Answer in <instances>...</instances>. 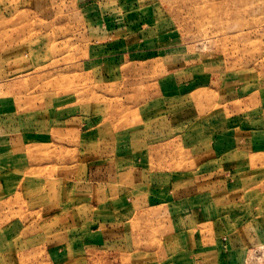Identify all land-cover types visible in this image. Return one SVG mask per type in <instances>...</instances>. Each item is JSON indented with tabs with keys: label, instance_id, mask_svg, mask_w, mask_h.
I'll use <instances>...</instances> for the list:
<instances>
[{
	"label": "rangeland",
	"instance_id": "rangeland-1",
	"mask_svg": "<svg viewBox=\"0 0 264 264\" xmlns=\"http://www.w3.org/2000/svg\"><path fill=\"white\" fill-rule=\"evenodd\" d=\"M170 189L215 195L183 230L217 262L264 264V0H0V264H54L60 229L74 264L174 261Z\"/></svg>",
	"mask_w": 264,
	"mask_h": 264
},
{
	"label": "crops",
	"instance_id": "crops-1",
	"mask_svg": "<svg viewBox=\"0 0 264 264\" xmlns=\"http://www.w3.org/2000/svg\"><path fill=\"white\" fill-rule=\"evenodd\" d=\"M249 139V138H248ZM252 139H249V141H245L244 139H241L240 141H238L239 143L244 142L245 144H249L248 149L246 147L245 144H240V146H231L233 148V154H240V155H246V152H249V150H257L258 146H254L252 144ZM249 142V143H248ZM14 144V142H13ZM19 148V147H17ZM247 149V150H246ZM200 153V152H198ZM194 155V154H193ZM219 155V154H218ZM215 156V155H214ZM216 157V156H215ZM194 162V161H193ZM239 164H241V162H239ZM7 166H11L8 165V162L6 163ZM203 166H206L207 164H202ZM202 166V167H203ZM226 169L229 172L230 170H233L235 168L236 172H238L237 169H243L242 166L238 167H234V165H229L226 163ZM198 167H199V163H198ZM210 179H214L213 177H211ZM93 181L96 182L95 179H93ZM241 181V180H240ZM168 188V187H167ZM192 188V187H191ZM159 191V189H158ZM160 191H162V189H160ZM173 189H170L168 194H164V192L159 193L157 196L153 198H151L150 200L147 199V202H151V201H156L155 199H157L156 203H159L160 206H165V212L166 214H169L173 211L176 212V228L174 229H179L176 230L175 233H181V235H183V233L185 235H187V233H190V239H187L186 241H184L183 243H176L175 245L173 244H168V242L163 243V247H161L163 250H166L163 253V256H165V258L170 259L171 254L174 256L176 253L178 254V252H181V255H179V257L176 254V257H178L176 260L174 261H170V260H166L165 264H181L182 262L186 263V264H222L220 261L217 262V258L219 257L218 255V249L216 248V245H214L215 247H199V242H195V240L198 241V239H196V235L197 234H201L202 230H197L198 228L196 227L197 225L196 222H198V220L194 223L191 224V229H189L188 231L185 229L183 230L184 224L187 223V219L191 218V220H193L194 218L197 217H203L207 220V224L209 225L208 229H212V234H214V224H215V219L216 217V212H217V205L216 207H214L215 203V195L214 194H207L205 196L202 197V199L200 198V196L202 195L201 192H198V190H189L187 189V191H183V193L181 195H178L177 197L179 199L173 200L174 203H177L176 206L174 207H170L168 205L170 198L174 195L173 194ZM162 194V195H160ZM173 194V195H172ZM133 195V194H132ZM172 195V196H171ZM163 196V197H161ZM176 196V194H175ZM128 198H132V203L131 205H135V203H137L139 201V197L138 195H133V196H127ZM165 197V198H164ZM166 200V201H165ZM167 202L166 204H164L165 202ZM214 203V204H213ZM128 204V203H127ZM149 206V205H147ZM151 209V207H150ZM210 224L212 226V228H210ZM64 233H63V232ZM93 231V230H92ZM98 234L97 237H95V241L97 243L102 244L103 246H118V248H120V246L128 244L125 233L123 234L120 233L119 229H116V225L112 226V229H107L106 226H101L98 230ZM57 232H59L58 234H65L67 235L65 238L61 239L59 237L58 241H54L52 243V245L54 244L56 247L54 248L55 250L52 252L53 255H56L57 253H59V255L63 252V254L61 255V259L58 261H54V264H74L75 261L72 260L71 257H69L68 251L71 250V248H73L72 244H71V240L73 238H71V234H72V229H60ZM55 232V233H57ZM91 232V230H90ZM184 236V235H183ZM188 236V235H187ZM123 237H125L124 239H126V242L123 241ZM121 243V244H120ZM229 243L231 244V240H229ZM57 244V245H56ZM183 244V248L180 249L181 245ZM51 245V246H52ZM128 248V247H127ZM49 248H47L48 250ZM122 250H119L117 252V255L119 258H122V264H125L123 262L124 258L126 259L127 264H134L131 261V257H124L123 255H125L123 253ZM162 254V253H161ZM116 255V253H115ZM130 256V253L128 254ZM158 253L154 251H151L150 254L145 253L143 258V262H141L142 264H155L154 263V259L158 258ZM161 257V256H160Z\"/></svg>",
	"mask_w": 264,
	"mask_h": 264
}]
</instances>
